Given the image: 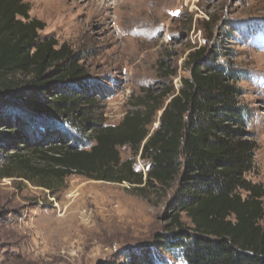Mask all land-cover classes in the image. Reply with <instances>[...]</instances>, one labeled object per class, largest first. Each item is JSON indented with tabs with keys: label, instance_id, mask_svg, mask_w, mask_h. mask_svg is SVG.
Segmentation results:
<instances>
[{
	"label": "trees",
	"instance_id": "16d2710c",
	"mask_svg": "<svg viewBox=\"0 0 264 264\" xmlns=\"http://www.w3.org/2000/svg\"><path fill=\"white\" fill-rule=\"evenodd\" d=\"M29 12L22 0H0V103H20L34 124L5 117L4 132L17 146L0 177L17 170L47 190L72 175L137 193L175 190L157 251L139 248L122 264H166L159 252L175 251L183 264H264V188L248 179L257 174L258 145L239 86L247 73L199 48L187 56L189 77L177 91L146 90L118 125L95 127L84 69L65 44L40 38L45 25ZM51 114L68 117V129L38 121Z\"/></svg>",
	"mask_w": 264,
	"mask_h": 264
},
{
	"label": "rangeland",
	"instance_id": "374dc122",
	"mask_svg": "<svg viewBox=\"0 0 264 264\" xmlns=\"http://www.w3.org/2000/svg\"><path fill=\"white\" fill-rule=\"evenodd\" d=\"M22 2L31 19L45 25L40 38L65 44L84 69L82 85L92 88L95 98L88 110L95 127L118 125L146 90L172 86L177 91L180 79L189 77L187 56L199 48L219 63L244 70L247 78L239 86L258 145L257 174L248 179L264 188V0ZM6 116H22L24 127L33 121L20 103H0V169L17 146L2 127ZM43 119L38 121H56L58 131L68 129L63 124L68 117L60 120L51 114ZM119 153L122 160L130 158L127 147ZM136 169L145 172L139 159ZM26 179L17 170L0 177V264H122L139 248L156 252L154 239L164 233L167 207L175 195V190L137 193L127 184L76 175L52 183L51 190ZM159 253L166 264H183L177 251Z\"/></svg>",
	"mask_w": 264,
	"mask_h": 264
},
{
	"label": "bare ground",
	"instance_id": "6f19581e",
	"mask_svg": "<svg viewBox=\"0 0 264 264\" xmlns=\"http://www.w3.org/2000/svg\"><path fill=\"white\" fill-rule=\"evenodd\" d=\"M117 3H118V2H117ZM111 5H112V4H111ZM120 5L124 6L123 3L120 4ZM117 6H119V5H117ZM119 7H120V6H119ZM133 7H134V5H133ZM133 7H132L131 11H132V12H135L136 9L133 8ZM132 12H131V13H132ZM129 13H130V12H129ZM128 16H131V15L129 14ZM132 16H133V15H132ZM132 16L130 17V19L133 18ZM135 16H136V12H135ZM135 16H134V17H135ZM128 18H129V17H128ZM135 18L138 19L137 16H136ZM140 18H141V16H140ZM140 18H139V19H140ZM127 20H129V19H127ZM134 20H135V19H134ZM132 21H133V20H132ZM137 21H138V20H137ZM139 21H140V20H139ZM128 22H129V21H128ZM135 22H136V20H135ZM128 24H129V23H128ZM132 25H133V24H132ZM36 227H37V226H36Z\"/></svg>",
	"mask_w": 264,
	"mask_h": 264
}]
</instances>
